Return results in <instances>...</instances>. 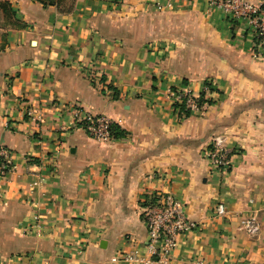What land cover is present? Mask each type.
I'll return each mask as SVG.
<instances>
[{
    "label": "crops",
    "instance_id": "0c3cea01",
    "mask_svg": "<svg viewBox=\"0 0 264 264\" xmlns=\"http://www.w3.org/2000/svg\"><path fill=\"white\" fill-rule=\"evenodd\" d=\"M44 1L0 0V144L15 165L0 264H159L141 213L166 192L198 223L167 264H264V45L248 25L208 0ZM185 88L209 101L187 116L172 95ZM73 106L122 135L93 140ZM215 134L223 173L205 158ZM134 251L143 263L123 260Z\"/></svg>",
    "mask_w": 264,
    "mask_h": 264
},
{
    "label": "built area",
    "instance_id": "2783aa9c",
    "mask_svg": "<svg viewBox=\"0 0 264 264\" xmlns=\"http://www.w3.org/2000/svg\"><path fill=\"white\" fill-rule=\"evenodd\" d=\"M210 5L218 8L230 20H242L251 29L253 47L260 50L264 45V0H208ZM174 100L183 102L185 108L197 111L196 97L188 88L172 94ZM74 123L83 128L87 135L95 141L103 142L111 138L112 121L103 114H95L79 106L71 109ZM205 158L212 171L223 173L230 168V151L226 137L218 135L212 138L211 147L205 150ZM15 168L11 152L0 144V181H4ZM217 216L226 214V207L219 203L215 208ZM141 218L146 229L148 242L147 254L156 263H169L176 247L177 239L189 234L197 228L198 223L186 216L184 203L171 192L163 193L157 201L143 208ZM249 235L258 232L253 220H248L242 227ZM125 262L143 263L137 251L122 256ZM146 263V262H145Z\"/></svg>",
    "mask_w": 264,
    "mask_h": 264
},
{
    "label": "trees",
    "instance_id": "16d2710c",
    "mask_svg": "<svg viewBox=\"0 0 264 264\" xmlns=\"http://www.w3.org/2000/svg\"><path fill=\"white\" fill-rule=\"evenodd\" d=\"M38 1L45 3L44 0H38ZM51 3L52 2L50 0V3L49 4H51ZM208 102L209 101L204 98V94L203 93L200 94V96L196 99V104H197V107L198 108H201L204 103H208ZM177 108H178L179 112L181 114H183L184 116H187V115H189V114L192 113V111H190L189 109L185 108V105H184L183 102L179 103L177 105ZM121 135H122V130H120V128L116 124L112 123V125L110 126V136H111V139L112 138H115L117 136H121Z\"/></svg>",
    "mask_w": 264,
    "mask_h": 264
},
{
    "label": "rangeland",
    "instance_id": "374dc122",
    "mask_svg": "<svg viewBox=\"0 0 264 264\" xmlns=\"http://www.w3.org/2000/svg\"><path fill=\"white\" fill-rule=\"evenodd\" d=\"M70 1H71V0H67L66 2H67V3H70ZM218 135H221V134H215V135H213L212 137H215V136H218ZM210 147H211V140H210V143L208 144V146H207V148H206V151H208V150L210 149ZM217 205H218V203H217L215 206H217ZM215 206H214V208H216ZM214 212H215V211H214Z\"/></svg>",
    "mask_w": 264,
    "mask_h": 264
}]
</instances>
